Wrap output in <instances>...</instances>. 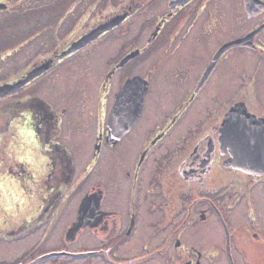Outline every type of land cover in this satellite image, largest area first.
Returning a JSON list of instances; mask_svg holds the SVG:
<instances>
[{"label": "flooded vegetation", "instance_id": "1", "mask_svg": "<svg viewBox=\"0 0 264 264\" xmlns=\"http://www.w3.org/2000/svg\"><path fill=\"white\" fill-rule=\"evenodd\" d=\"M41 41L51 68L0 98V175L28 197L15 215L0 203V264H264V0H0V86L27 77ZM17 120L38 169L6 155Z\"/></svg>", "mask_w": 264, "mask_h": 264}, {"label": "clouds", "instance_id": "2", "mask_svg": "<svg viewBox=\"0 0 264 264\" xmlns=\"http://www.w3.org/2000/svg\"><path fill=\"white\" fill-rule=\"evenodd\" d=\"M16 135L8 145L6 155L10 160L30 166L29 170L38 169L46 162V157L39 153L40 144L36 132L31 127V121L13 122ZM0 192L3 193L2 207L6 213L15 215L17 203L27 205L28 197L20 187V181L5 172L0 175Z\"/></svg>", "mask_w": 264, "mask_h": 264}, {"label": "water", "instance_id": "3", "mask_svg": "<svg viewBox=\"0 0 264 264\" xmlns=\"http://www.w3.org/2000/svg\"><path fill=\"white\" fill-rule=\"evenodd\" d=\"M120 21H122V18L114 17V18H111L106 23L98 25L96 28H94L93 30H91L90 32H88L87 34H85L84 36L79 38L78 40L74 41L66 50H64L61 54L57 55L56 58L62 59L67 55H70L72 53H75L76 51H79V50L87 47L89 44L96 41L100 37V35H102L103 33L107 32V31H111L114 27H116L118 25V23ZM245 44H246V41L244 39L236 40V41L230 42L227 45H225L223 47V50L229 49L231 47L239 46V45H245ZM53 63H54V60L50 59L49 61L43 63L42 65H40L37 68L30 71L27 74V77L25 79L20 80L13 85L8 84V85L0 86V98L4 97L6 95H9L13 91L24 86L27 82L31 81L32 79L46 73L51 68ZM240 112H242V111L239 107H234L228 113L227 118L228 119L230 118V116H231L230 114H235V113H240ZM117 118H118V111L114 110V112L111 115V128H112V123L115 120L118 121ZM231 118H233V116ZM232 139H233V146L235 148V150L232 152L233 164L236 165V167H241L242 161H243V159H242L243 152L240 150L241 144L239 141L235 140L234 136H232ZM247 154L250 158L251 154L248 152H247Z\"/></svg>", "mask_w": 264, "mask_h": 264}, {"label": "rangeland", "instance_id": "4", "mask_svg": "<svg viewBox=\"0 0 264 264\" xmlns=\"http://www.w3.org/2000/svg\"><path fill=\"white\" fill-rule=\"evenodd\" d=\"M124 1L125 0H120V4H123ZM104 7L107 8L106 3H104ZM142 21H143V19H140L138 21H135V24L134 25H130L129 27H126V30L121 29L119 31V33H118L119 34V40L116 41V38L112 37L109 40H107L106 43H103L100 46H97L95 52L93 53V55H95V54L96 55L89 61V63H91V64L94 65V63H93L94 62V58L97 57V63H98V65H99V58L101 60V63L104 65L106 63L105 60L107 58H109L111 55L113 56L115 54V52L113 50H114V47H115L116 43H124L129 37H131V34H133L134 32H136L135 28L137 29L140 26V24L142 23ZM124 32H126L128 34L125 35L124 37H122L121 35ZM217 42H219V41L216 40L215 43H217ZM42 43H44V44H42ZM66 43L67 42H61V44L59 46H56L55 48L57 50H60V51H58L55 54H58L59 55L64 50H66L67 49L65 47V44ZM40 44L43 45V46L40 47L39 55L34 57V60L33 61L37 65L33 69L37 68L38 66L42 65L43 63H45V62H47L50 59H52V58L55 57V54H52V52H53V46H50V41H41ZM26 47L28 48L29 46L26 45ZM109 59H111V58H109ZM234 94H235V89H233V91H232V95L233 96H234ZM23 206H24V204H21V208Z\"/></svg>", "mask_w": 264, "mask_h": 264}]
</instances>
